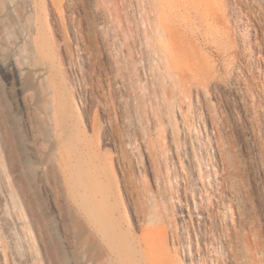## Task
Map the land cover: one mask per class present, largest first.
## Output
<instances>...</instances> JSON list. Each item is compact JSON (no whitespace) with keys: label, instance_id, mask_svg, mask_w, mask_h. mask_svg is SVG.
Listing matches in <instances>:
<instances>
[{"label":"rangeland","instance_id":"rangeland-1","mask_svg":"<svg viewBox=\"0 0 264 264\" xmlns=\"http://www.w3.org/2000/svg\"><path fill=\"white\" fill-rule=\"evenodd\" d=\"M0 264H264V0H0Z\"/></svg>","mask_w":264,"mask_h":264},{"label":"bare ground","instance_id":"bare-ground-1","mask_svg":"<svg viewBox=\"0 0 264 264\" xmlns=\"http://www.w3.org/2000/svg\"><path fill=\"white\" fill-rule=\"evenodd\" d=\"M233 2L235 1V0H232ZM196 2V0H189V3H190V5L191 6H194V3ZM240 6V5H239ZM236 7V8H235ZM235 7H234V9H235V11L238 13V11H239V13H241L242 12V10H240V7H237L236 5H235ZM247 7V6H246ZM250 8V7H249ZM242 15H244V13H241ZM259 15V14H258ZM245 16V15H244ZM247 18V17H246ZM246 24H248V23H246ZM248 29L251 31V28H250V26L248 25ZM257 63V65L260 63V62H256ZM31 201V200H30Z\"/></svg>","mask_w":264,"mask_h":264}]
</instances>
